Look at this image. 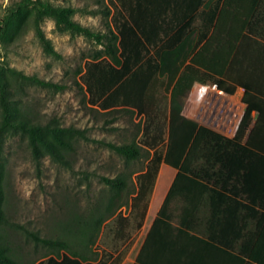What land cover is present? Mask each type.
Masks as SVG:
<instances>
[{
	"label": "rangeland",
	"instance_id": "obj_1",
	"mask_svg": "<svg viewBox=\"0 0 264 264\" xmlns=\"http://www.w3.org/2000/svg\"><path fill=\"white\" fill-rule=\"evenodd\" d=\"M17 1L20 0H0V21L7 8ZM40 1L55 7L72 9L70 14L74 22L104 37L107 35L111 38L118 23H122L123 20H136L139 24H144L147 31L156 23L160 25L153 12L147 11L144 7L139 8L136 0ZM251 2L228 0L221 16L222 27L218 29L220 32H216L205 50L196 54L194 61L192 56L185 65L197 63L204 70L218 75L227 70L230 58L235 55L232 53V47L245 25L246 12L250 9ZM33 21L34 11L30 8L22 14L5 42L0 43V62L26 76L53 85L42 87L21 84L5 72L7 84L13 95L15 112L27 119L30 124L43 128L41 132L43 142L52 150L53 155L43 146L39 147V153L35 155L27 137L22 134H8L5 138L0 153L2 190L0 210L4 216V219L0 220V247L4 246L3 248L7 249L6 254L11 261L8 264H31L46 259L48 250L35 245L25 231L43 238L63 237L61 226L70 216L86 217L90 210L104 202L107 206L112 197L113 210H116V214L129 215L133 195L139 189L138 175L146 173L155 151L144 149L142 158L136 162H127L113 151L111 145L118 146L143 140L148 121L145 116H140L136 109L115 104L105 109V103L106 101L115 103L116 98L123 96L138 101V93L124 91L123 85L134 73L145 67L148 68L151 80L148 89L158 98L169 103L175 85V81L171 82L168 79V74L163 75L157 70L159 64L157 51L165 47L164 43L170 37L167 24L161 25L167 33H163L160 28L157 32V41L154 39L159 45L151 42L146 47H139L140 62L133 64V68L127 71L121 54L125 50L123 45L118 44L119 56L123 62L116 65L108 55L105 38L98 41L74 34L64 26H58L52 18H45L41 23V29L55 52L51 54L37 37ZM163 21L165 23L164 19ZM192 39L193 36L190 40ZM129 52L130 49L125 52L126 56ZM183 66L181 63L180 68ZM124 72L126 73L123 75ZM112 74L121 75L122 79L114 88L106 91V81ZM200 85L204 86L197 83L183 99V115L199 126L207 127L198 119L199 111L203 109V104L196 98V90ZM231 100H237L241 104L237 94H234ZM251 126L252 121L246 126L244 136ZM220 135L230 140L235 137L229 132ZM207 143L221 145L211 140H207ZM166 146L165 142L159 147L162 153H165ZM200 162L203 165V157ZM161 171L162 174L165 171H168L169 175L173 174V181L171 183L168 180L169 183H166L165 176L159 179L158 174L149 198L150 205L151 202L158 205L159 197L164 195L163 205L165 203L173 205L178 195L183 197L186 195L182 194L184 187L190 189L192 186L191 190L194 192L200 190V183L193 180L196 178L193 172L179 175L171 168L165 167L163 163L159 173ZM213 172L217 174L218 169L214 168ZM223 177L224 175L218 181L216 179L217 186ZM102 178L123 179L126 187L117 194L102 181ZM222 199L219 197L211 202L209 217L203 221V232L198 236L213 237V232L207 230L209 223L221 232L224 230L226 232L232 222L239 226L247 224V228H240L245 242L241 240L239 246L236 245L238 257L233 255L235 251L230 253L227 251L228 248H217L210 243V239L200 241L201 244L198 242L197 245L194 243L184 246V242L181 243L183 237L180 236V243L178 241L174 244L169 243L165 239L167 236L170 237L171 233L161 229L157 233L154 230L149 236L150 240L155 241L152 245L153 259L156 262L176 264H244L242 256L251 255V259L254 260L252 264H264V214L256 208L234 209L228 206L217 212L218 201ZM121 204L125 206L120 208ZM153 216L150 213L146 218L147 228L150 227ZM167 217L163 215V223L167 220L174 221ZM114 218L108 219L103 225L94 247L96 251H100L103 246L105 249L108 248L107 244L113 237ZM145 234L146 232H138L132 235L134 239L127 249V255L137 239L144 238ZM230 235L237 236L235 232ZM108 249L107 251H110V248Z\"/></svg>",
	"mask_w": 264,
	"mask_h": 264
},
{
	"label": "trees",
	"instance_id": "obj_2",
	"mask_svg": "<svg viewBox=\"0 0 264 264\" xmlns=\"http://www.w3.org/2000/svg\"><path fill=\"white\" fill-rule=\"evenodd\" d=\"M136 1L139 8L144 7L147 11L153 12L154 18L159 19V26L156 23L147 31L144 24H139L136 20H123L122 23H118L111 38L107 35L104 37L74 22L70 14L72 9L55 7L40 0H20L12 3L0 21V43H4L22 14L32 8L37 37L51 54L55 52L41 29V23L45 18H52L58 26H64L74 34L98 41L105 38L108 55L116 65H121L124 61V68L127 71L140 62L139 47H146L151 42L159 45L154 41L158 39V30L161 28L163 33H167V30L161 27L162 23L169 26L170 32L169 39L164 43L165 47L157 51L159 57L157 70L163 75L168 74L171 82L175 81L170 102L158 98L148 89L151 80L148 68L145 67L134 73L123 85L124 91L138 93V101L123 96L116 98L115 103L109 101L105 103V109L111 108L113 104L136 109L138 114L145 116L148 121L143 140L118 146L111 145L113 151L127 162L139 161L144 149L155 151L146 173L138 175L139 189L133 195L129 215L116 214V210H113L112 197L107 206L104 202L90 210L86 217L70 216L61 226L63 237L43 238L25 231L35 245L48 250L45 260L31 264H120L126 255L132 235L144 224L150 205L149 198L162 163L179 170V175L193 172L195 182L206 181L213 186L217 185L218 178L224 175L220 183L221 190L250 203L255 202L264 186V0H259L243 36L241 42L243 47L234 55L221 78L193 64L185 63L210 35L223 0ZM163 19L165 23L162 22ZM118 44L125 47L124 54L121 53L123 61L119 56ZM128 49L131 52L126 56ZM181 63L184 64L182 68ZM5 72L21 84L53 86L26 76L0 62V153L8 134H22L27 137L35 155H38L40 146L53 155L52 150L43 142L41 136L43 128L30 124L27 119L15 112L13 95L7 84ZM120 79L121 75L112 74L106 81V91L114 88ZM197 83L211 84L228 95H234L237 88L244 90L242 102L246 106L245 113L233 139L201 127L183 115V99ZM254 111L258 113L256 126L249 138L244 141V130ZM207 140L221 145H207ZM165 142L166 150L162 153L159 147ZM202 157L205 163L203 165L200 162ZM214 168L218 169L217 174L213 172ZM102 181L117 194L126 187L123 179L102 178ZM1 197L0 187V200ZM123 206L125 205H119L120 208ZM113 217H115L112 224L113 237L107 244L110 251H107L109 249H105V246L96 251L94 247L103 225ZM3 219L0 210V220ZM103 244L105 245V242ZM3 247H0V264H8L11 261L6 254V247Z\"/></svg>",
	"mask_w": 264,
	"mask_h": 264
},
{
	"label": "crops",
	"instance_id": "obj_3",
	"mask_svg": "<svg viewBox=\"0 0 264 264\" xmlns=\"http://www.w3.org/2000/svg\"><path fill=\"white\" fill-rule=\"evenodd\" d=\"M228 0H223L218 16L216 18V21L214 23V26L211 30L210 35L208 36V38L205 40V42L200 46V48L197 50V52L193 55L192 60L194 61V58L196 56V54L199 52L201 53L203 50H205L209 44L211 43L213 37L215 36L216 32H220L218 31V29H221L222 25H221V16L223 15L225 6L227 4ZM252 2L250 3L251 7L249 10H247L246 15H247V19L245 22V25L242 27L241 33L238 36L237 41L234 43L233 45V50L232 53L237 54L239 52V49L241 50V48L243 47V45L241 44L242 39L244 34L246 33V28L247 25L254 13V10L259 2V0H251ZM240 3V1H239ZM247 46H245L246 48ZM244 48V49H245ZM233 57V56H232ZM232 57L230 58V61L232 60ZM197 67L201 68L199 66V64L194 63ZM230 64V63H229ZM229 66V65H228ZM228 66L226 67V69L228 68ZM203 69V68H201ZM204 70V69H203ZM207 71V70H205ZM226 71V70H225ZM220 73L219 75L213 72V75L221 78L223 77L224 73ZM209 72V71H208ZM264 87V84H263ZM244 90L241 88H237L235 95L237 94L240 97L241 100V104L244 107L243 110V116L245 113V104H243L242 99L244 97ZM242 116V118H243ZM257 117H258V113L256 111H254L251 115V118L249 120V122L247 123V125L252 121V126L251 128L248 130V132L246 133V136H244V141L247 140L249 138V136L251 135V133L253 132L255 126H256V122H257ZM241 118V121H242ZM240 121V123H241ZM239 123V125H240ZM246 125V126H247ZM246 128V127H245ZM239 129V126H238ZM237 129V131H238ZM236 131V133H237ZM245 131V130H244ZM235 133V135H236ZM165 167L171 168L167 165H165ZM172 169V168H171ZM174 170V169H172ZM177 174L179 170H174ZM176 174V175H177ZM165 176V180L166 183L171 181H173V174L169 175L168 171H165L164 174H162V171L159 173V179L160 177L163 178ZM220 179V177L218 178ZM201 181V180H198ZM168 182V183H169ZM200 183V190L197 192H194L193 190H191V188H186L184 187L182 189V194H186L184 197L183 196H179L178 198H175L174 201L175 203H173V205H167L166 203L163 205V199L165 198L164 196H160V201L158 203V205H154L153 202H151V205H149L148 208V212L147 215L149 216L150 213L153 216L152 218V222L150 223V227L147 228V220L146 218H148V216H146L144 224L142 226V228L137 231L138 232H146L144 238H139L137 239V241L135 242V244L133 245V248L131 249V252H129V254L125 255L124 259L122 260V262L120 264H176L173 262L167 263V262H156L153 257H152V245L155 242L154 240H150L151 238L149 237L151 235V233L155 230L156 233L158 231H161V229L163 231H165L166 233L169 232L171 233L170 237H166V233H165V237L169 243L172 242L173 244L175 242H179L181 241L180 236L183 237V241L184 242V246L188 245V244H196L199 242V244H201L200 241L202 240H209L210 243L214 244L217 248L219 249H227L228 252H232L235 251V253L233 252V255L235 257H238L239 253H236V248L237 246H239L241 240L243 242H245V237L242 238L243 236L240 228H247V224L245 225H237V223L232 222L230 223V228L221 232V231H217L218 229L216 227L211 226V224L209 223L207 225V230L209 232H213L212 234V238H201L198 236V234L200 232H203V221L206 220L209 217V213L211 211V202L215 199L217 200L219 197H222V200H219L218 205H217V209L216 211L219 212L221 211V209L223 207H227L228 208H234V209H242V208H248L250 210L252 209H259L263 214H264V190H260V192L258 193L255 202H247V201H242L239 198H236L230 194H227L225 192H223L220 188V185L217 186H213L211 184L206 183V181H202L199 182ZM192 184V183H191ZM167 188H168V184ZM193 185V184H192ZM166 188V189H167ZM181 192V191H180ZM179 192V194H180ZM182 197V198H181ZM171 213V215H169ZM163 215H167L169 218H171L172 220H174L173 222H170L171 220H167L166 223L162 222V217ZM167 217V218H168ZM180 220V221H179ZM161 221V222H160ZM212 222V221H210ZM161 223V225H160ZM206 226V225H204ZM202 228V229H201ZM237 234V238L231 236V233ZM135 233V234H136ZM225 233V234H224ZM214 234H220V236L218 235H214ZM239 236V237H238ZM134 238H131L130 243L133 241ZM213 240V241H212ZM197 241V242H196ZM237 245V246H236ZM232 248H235V250H232ZM136 251V252H135ZM199 251V250H198ZM200 252V251H199ZM134 253V254H133ZM131 256H133V258H131ZM244 258L243 263L244 264H252L254 262V260L251 259V255H247V256H242ZM130 262V263H128Z\"/></svg>",
	"mask_w": 264,
	"mask_h": 264
},
{
	"label": "built area",
	"instance_id": "obj_4",
	"mask_svg": "<svg viewBox=\"0 0 264 264\" xmlns=\"http://www.w3.org/2000/svg\"><path fill=\"white\" fill-rule=\"evenodd\" d=\"M196 95L203 104L198 119L207 126L205 128L209 127V130L213 129L218 134L229 132L235 135L243 116V106L237 100H231L233 95H227L211 85L198 86Z\"/></svg>",
	"mask_w": 264,
	"mask_h": 264
}]
</instances>
